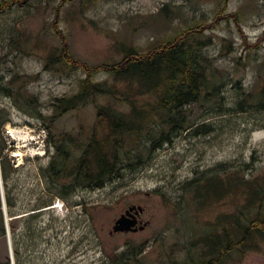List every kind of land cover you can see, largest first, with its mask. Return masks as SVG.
Segmentation results:
<instances>
[{"label": "rangeland", "instance_id": "rangeland-1", "mask_svg": "<svg viewBox=\"0 0 264 264\" xmlns=\"http://www.w3.org/2000/svg\"><path fill=\"white\" fill-rule=\"evenodd\" d=\"M19 3L0 11V139L8 173L5 186L0 177V264H264L262 237L214 263L204 262L209 257L199 254L200 245H191L240 206L242 186L232 180L229 188L199 199L184 186L219 167L220 181L235 170L264 186V0ZM186 28L202 44L208 78L183 109L189 127L148 153L144 126L138 140L130 136L124 144L125 162L139 154L148 158L144 165L124 166L100 187L75 183L72 173L91 136L95 107L128 112L130 100L138 107L153 97L124 101L83 92L82 102L63 110L59 99L77 94L89 72L92 82L131 94V81L100 66L121 60L128 47L145 52ZM130 204L142 206L146 224L109 232Z\"/></svg>", "mask_w": 264, "mask_h": 264}, {"label": "trees", "instance_id": "trees-1", "mask_svg": "<svg viewBox=\"0 0 264 264\" xmlns=\"http://www.w3.org/2000/svg\"><path fill=\"white\" fill-rule=\"evenodd\" d=\"M5 1H0L2 3L0 11L9 7L8 5L20 4V0H10L6 1L7 3ZM191 30L186 28L181 33L151 46L145 52L128 47L121 60L100 66L114 77L127 78L131 81L134 88L131 94L117 92L114 88L105 86L103 82H92L89 79L90 72L86 70L88 75L80 80L79 92L59 99L63 110L75 107L79 101L82 102L83 92L91 97L95 93L108 94L124 101L130 100V95L147 93L153 97L152 100L138 107L130 100L128 112L117 110L109 104L95 107L91 136L83 144L77 166L72 173L75 183L90 188L100 187L106 179L120 176L119 171L122 167L144 165L148 158L142 159L139 154H132V161L126 163L129 151L124 145L126 139L127 141L131 139L130 136H135L138 140L139 132L144 126L145 147L148 153L163 143L170 144L172 135L189 127L183 109L187 104L195 101L208 84L205 57L201 51L202 44L196 37H192L195 33L192 34ZM62 52L64 53L63 50ZM64 55L65 61H69L66 53ZM76 66L79 64L76 63ZM210 87L213 88L214 83ZM153 117H156V120ZM96 127H100L101 137H95ZM3 148L5 144L0 139V177L5 186L8 173L3 165ZM244 165L246 166V163ZM8 167L11 169L10 165ZM222 171L221 167L216 168L211 174L196 181L186 180L184 185L186 191L190 189L196 199L204 196L207 191L229 188L232 180L244 188V199L240 202V206L226 213L223 221L221 218L218 219L209 230L195 237L197 241L191 242L192 246L200 245L199 254L209 257L204 261L205 263H214L227 252L244 250L256 237L264 238V211L260 208L264 197L263 184L254 176L237 177L235 170L225 171L224 181H220ZM4 198L7 213L12 215L10 210L12 203L7 193ZM45 204L41 203L37 207ZM2 233L0 212V234ZM12 251L16 261L17 250L14 247ZM2 264H8L7 260Z\"/></svg>", "mask_w": 264, "mask_h": 264}, {"label": "water", "instance_id": "water-1", "mask_svg": "<svg viewBox=\"0 0 264 264\" xmlns=\"http://www.w3.org/2000/svg\"><path fill=\"white\" fill-rule=\"evenodd\" d=\"M0 197L2 198V194L0 192ZM142 211V206L139 204H130L128 205L118 216L113 220L111 228L109 232L115 231H134L136 229H141L146 221H141L137 225H134L136 220L134 218L135 214ZM10 251V247H9ZM11 258V254H10ZM12 264V262H11Z\"/></svg>", "mask_w": 264, "mask_h": 264}, {"label": "flooded vegetation", "instance_id": "flooded-vegetation-1", "mask_svg": "<svg viewBox=\"0 0 264 264\" xmlns=\"http://www.w3.org/2000/svg\"><path fill=\"white\" fill-rule=\"evenodd\" d=\"M125 209V208H124ZM123 209V210H124ZM142 211H140V212H138V213H136L135 214V216H134V218H135V220H136V222H135V224L134 225H137L138 223H140L141 221H142V219L140 218V213H141ZM121 213V212H120Z\"/></svg>", "mask_w": 264, "mask_h": 264}, {"label": "bare ground", "instance_id": "bare-ground-1", "mask_svg": "<svg viewBox=\"0 0 264 264\" xmlns=\"http://www.w3.org/2000/svg\"><path fill=\"white\" fill-rule=\"evenodd\" d=\"M16 132H17V133H16ZM15 133H16V134H18V133H19V131L15 130ZM20 137H21V136H20ZM30 151H32V152H35V151H33V150H30Z\"/></svg>", "mask_w": 264, "mask_h": 264}]
</instances>
